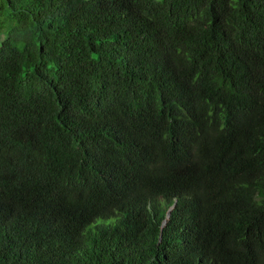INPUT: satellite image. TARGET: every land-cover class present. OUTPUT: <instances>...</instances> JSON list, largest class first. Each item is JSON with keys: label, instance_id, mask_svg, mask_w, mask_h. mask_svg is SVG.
Masks as SVG:
<instances>
[{"label": "trees", "instance_id": "obj_1", "mask_svg": "<svg viewBox=\"0 0 264 264\" xmlns=\"http://www.w3.org/2000/svg\"><path fill=\"white\" fill-rule=\"evenodd\" d=\"M0 264H264V0H0Z\"/></svg>", "mask_w": 264, "mask_h": 264}]
</instances>
